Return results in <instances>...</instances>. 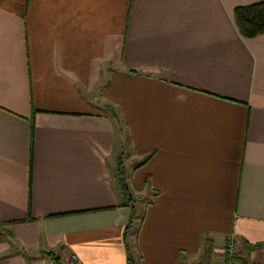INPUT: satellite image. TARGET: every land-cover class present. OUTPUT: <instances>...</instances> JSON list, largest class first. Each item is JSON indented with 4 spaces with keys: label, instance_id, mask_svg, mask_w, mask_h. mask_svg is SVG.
<instances>
[{
    "label": "crops",
    "instance_id": "crops-1",
    "mask_svg": "<svg viewBox=\"0 0 264 264\" xmlns=\"http://www.w3.org/2000/svg\"><path fill=\"white\" fill-rule=\"evenodd\" d=\"M259 1L0 0V220L29 219L0 264H127L122 126L135 264L228 236L264 264V34L233 20Z\"/></svg>",
    "mask_w": 264,
    "mask_h": 264
},
{
    "label": "trees",
    "instance_id": "trees-1",
    "mask_svg": "<svg viewBox=\"0 0 264 264\" xmlns=\"http://www.w3.org/2000/svg\"><path fill=\"white\" fill-rule=\"evenodd\" d=\"M233 20L236 25V28L239 32V34L243 38H253L258 35L264 34V0H260L259 2L248 5V6H239L236 7L233 10ZM34 113H32L33 115ZM116 123L118 122L116 114H113ZM31 130L34 128V123H33V117L31 119ZM115 180H116V185L121 193L124 202L122 203L123 206H131V213L130 216L128 217L126 227L124 230V248L126 252V263L127 264H135V259L133 258L131 252L129 251L126 236H127V231L129 227L132 224L133 217H134V210H133V201L134 198L132 197L128 186L125 182V177H124V168L122 165V161L119 158V161L116 165V170H115ZM29 219H26L24 221H11V222H2L0 220V230H3L6 232L9 236L11 235V230L10 228L19 222H25L28 221ZM52 262L53 264H64L59 256H56L55 253L53 252H45L44 253ZM241 264H245L243 260L240 258L238 259Z\"/></svg>",
    "mask_w": 264,
    "mask_h": 264
},
{
    "label": "rangeland",
    "instance_id": "rangeland-1",
    "mask_svg": "<svg viewBox=\"0 0 264 264\" xmlns=\"http://www.w3.org/2000/svg\"><path fill=\"white\" fill-rule=\"evenodd\" d=\"M121 134H122V142L124 143V145L122 144L121 146V153H120V159L123 163V151L125 149H128V146H129V141L128 139L125 137V131L123 129V126L121 127ZM125 137V138H124ZM125 177V176H124ZM133 197V196H132ZM134 198V201H133V212H134V217L133 219L135 218V216L137 215V212H138V207L139 206H142V203H144V199L142 198H137V197H133ZM128 207H131V206H128ZM131 210V208H130ZM130 214H132L130 212ZM227 237L225 238L224 241H222V244L221 245H210L208 246V248H204V250L201 252V256L197 259H195L193 262H191V264H229L228 262V255L229 253H227ZM240 247H236L235 245V241L233 239V249H232V254H231V263L230 264H241L240 261L238 260L239 259V255L241 254L240 252ZM244 259V258H242ZM64 264H70V260L67 261L66 263Z\"/></svg>",
    "mask_w": 264,
    "mask_h": 264
},
{
    "label": "built area",
    "instance_id": "built-area-1",
    "mask_svg": "<svg viewBox=\"0 0 264 264\" xmlns=\"http://www.w3.org/2000/svg\"><path fill=\"white\" fill-rule=\"evenodd\" d=\"M227 240H228V242H227V253H229L228 262L230 264L231 260H232L231 254H232V249H233V237L228 236ZM69 260H70V264H79L75 256H71Z\"/></svg>",
    "mask_w": 264,
    "mask_h": 264
}]
</instances>
